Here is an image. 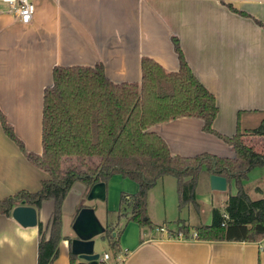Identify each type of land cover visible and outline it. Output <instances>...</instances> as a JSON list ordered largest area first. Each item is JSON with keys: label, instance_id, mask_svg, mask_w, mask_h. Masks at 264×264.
Segmentation results:
<instances>
[{"label": "crops", "instance_id": "1", "mask_svg": "<svg viewBox=\"0 0 264 264\" xmlns=\"http://www.w3.org/2000/svg\"><path fill=\"white\" fill-rule=\"evenodd\" d=\"M32 1L36 11L28 24L19 21L7 3L0 2V108L28 151L43 150L44 91L53 84L54 67L102 64L106 76L115 83L141 82L143 57L153 58L167 72L179 69L173 37L178 38L192 71L216 96L219 111L214 129L218 133L231 137L238 127L255 128L264 119V0ZM203 127L199 118L181 117L157 124L152 130L166 140L173 154L235 156L231 145ZM243 140L264 153V136L247 135ZM167 177L158 182L164 180L165 184ZM48 178L49 174L33 165L6 135L0 120V200L21 190L38 191ZM204 185L196 194L198 204L190 203L180 210L190 205L200 207L204 199L210 204L205 223L192 226L182 221L191 227L190 236L179 237L178 227L165 223L156 227L129 222L116 257L102 235L96 238L98 262L264 264V238L258 242L196 238L195 228L211 224L213 210L218 208V200L206 199L205 192L223 194L219 204L224 203V208H218L222 212L230 195L237 192L234 182L225 191L213 190L211 178ZM244 185L253 199L263 197L264 167L253 169ZM106 186V200L88 201L86 186L81 182L73 185L63 203L64 238L53 264H72L73 223L80 204L93 207L105 226L114 216L109 217L108 211L116 214L120 209L121 193L139 191L137 182L119 174ZM53 210L54 201L45 200L37 211L38 223L44 228ZM39 238V224L24 227L12 212L9 216L0 214V264H38ZM105 254L110 257L101 261Z\"/></svg>", "mask_w": 264, "mask_h": 264}, {"label": "trees", "instance_id": "2", "mask_svg": "<svg viewBox=\"0 0 264 264\" xmlns=\"http://www.w3.org/2000/svg\"><path fill=\"white\" fill-rule=\"evenodd\" d=\"M179 69L167 72L151 57L141 62V82L111 81L104 66H56L53 84L44 91L42 153L28 151L0 108L6 135L26 158L47 172L49 178L38 191L21 190L0 200V214L9 216L25 202L40 210L45 200L54 201L50 222H39L38 264H53L64 238L63 203L76 182L86 186V195L97 182L119 174L139 185L136 194L122 192L115 222L105 225L102 238L113 255L119 252L120 237L129 222L152 226L148 211L149 191L165 176L177 180L179 209L197 203V191L204 178L221 175L230 195L225 211L213 210L212 223L195 228L196 238L208 241L258 242L264 238V196L253 199L244 181L257 167H264V153L245 144L247 135L264 136V119L259 126L229 137L214 129L218 115L216 96L195 75L178 38L173 37ZM181 117L203 120L204 131L215 134L232 146L234 157L211 153L196 156L173 154L166 140L152 127ZM204 180V181H205ZM80 204L78 211L85 207ZM177 233L190 236L191 227L179 221ZM110 224V225H109ZM72 264H92L70 252ZM82 261H81V260ZM98 264H101L98 262Z\"/></svg>", "mask_w": 264, "mask_h": 264}, {"label": "water", "instance_id": "3", "mask_svg": "<svg viewBox=\"0 0 264 264\" xmlns=\"http://www.w3.org/2000/svg\"><path fill=\"white\" fill-rule=\"evenodd\" d=\"M106 183L97 182L89 190L87 200H106ZM211 187L213 190L225 191L228 187L227 178L221 175H211ZM12 216L24 227L38 225L37 209L25 202L14 207ZM75 237L72 239V252L79 258L98 264L100 254L95 252L96 238L102 235L106 228L100 221L93 207L81 208L73 223Z\"/></svg>", "mask_w": 264, "mask_h": 264}, {"label": "rangeland", "instance_id": "4", "mask_svg": "<svg viewBox=\"0 0 264 264\" xmlns=\"http://www.w3.org/2000/svg\"><path fill=\"white\" fill-rule=\"evenodd\" d=\"M204 178L201 180V184H199L200 191L203 190ZM164 180H160L157 185L154 186L152 190V196L149 200V216L154 226H170L173 229H177L178 225L181 224L179 221H185L190 223L192 226L199 225L205 223L210 216L211 208L210 204L204 199L202 205L200 207H195L190 205L186 207L183 211H180L178 207V196H177V188L176 181L173 177H167ZM204 185V186H203ZM206 199H214V202L217 201V204L220 203V198L223 194L212 192V194L206 193ZM217 206L220 210H223V204L221 203ZM115 215L110 217L107 221H105V225L109 222L114 224ZM166 221V222H165ZM110 225V224H109ZM160 228V227H159Z\"/></svg>", "mask_w": 264, "mask_h": 264}, {"label": "built area", "instance_id": "5", "mask_svg": "<svg viewBox=\"0 0 264 264\" xmlns=\"http://www.w3.org/2000/svg\"><path fill=\"white\" fill-rule=\"evenodd\" d=\"M0 2L7 3L9 11L14 13V15H16L22 23L28 24L32 21L36 11L35 3L32 0H0ZM160 229L162 231L165 230L163 227ZM178 236L184 237L185 235L183 233H179ZM109 257V254H105L101 261L108 259Z\"/></svg>", "mask_w": 264, "mask_h": 264}]
</instances>
